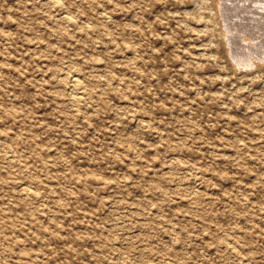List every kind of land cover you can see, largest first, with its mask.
<instances>
[{
    "label": "rangeland",
    "instance_id": "rangeland-1",
    "mask_svg": "<svg viewBox=\"0 0 264 264\" xmlns=\"http://www.w3.org/2000/svg\"><path fill=\"white\" fill-rule=\"evenodd\" d=\"M231 1L0 0V264H264V42L228 16L264 0Z\"/></svg>",
    "mask_w": 264,
    "mask_h": 264
},
{
    "label": "bare ground",
    "instance_id": "bare-ground-1",
    "mask_svg": "<svg viewBox=\"0 0 264 264\" xmlns=\"http://www.w3.org/2000/svg\"><path fill=\"white\" fill-rule=\"evenodd\" d=\"M224 1H227V0H224ZM229 1H231V0H229ZM238 1V0H237ZM240 2H241V0H239ZM245 1V0H244ZM243 1V2H244ZM248 1V0H247ZM251 1V0H250ZM259 1H261V0H259ZM232 2V1H231ZM239 2V3H240ZM242 2V3H243ZM253 2H254V0H253ZM257 2H258V0H257ZM262 2V1H261ZM227 3V2H226ZM238 3V4H239ZM249 3V2H248ZM250 4V3H249ZM253 4V3H252ZM256 4H258V3H256ZM246 5V4H245ZM251 5V4H250ZM260 5V4H259ZM227 6V5H226ZM235 6H237V4L235 5ZM239 6H240V4H239ZM241 6H242V4H241ZM244 6V5H243ZM245 7V6H244ZM248 7H249V5H248ZM254 7V6H253ZM256 7H258V6H256ZM232 8V7H231ZM230 8V9H231ZM237 8V7H236ZM259 8H261V7H259ZM263 8V7H262ZM261 8V9H262ZM232 9H234V6H233V8ZM251 9H252V5H251ZM256 9V8H255ZM226 10V9H225ZM229 10V9H228ZM243 10H244V8H243ZM260 10V9H259ZM259 10H258V12H259ZM236 11V10H235ZM240 11H241V9H240ZM247 11V10H246ZM246 11H241V12H243L242 14H240L239 12H236V13H232L231 12V10H230V12L228 13V16H229V18H230V20H232V22H233V27L232 26H230L231 27V36H232V38L233 39H235V40H237V39H240L241 38V36L242 35H244V34H249V35H251L253 38H254V40H258V41H262V42H264V26H263V24L262 23H260V24H262V25H258L257 26V22L259 23L260 22V18L259 19H256V18H258L259 17V15H258V17H256L255 19H254V17L253 18H248L247 17V15L245 14L246 13ZM249 11V10H248ZM252 11V14L254 13L253 12V10H250V12ZM255 11V10H254ZM261 11H264V10H261ZM223 12V11H222ZM226 12V11H225ZM245 12V13H244ZM249 12V13H250ZM264 13V12H263ZM252 14H250V15H252ZM246 15V16H245ZM249 15V14H248ZM255 15H256V13H255ZM264 16L262 15V18H263ZM226 20V19H225ZM234 20V21H233ZM264 20V19H263ZM261 21V22H264V21ZM71 21V20H70ZM226 22H229V21H226ZM225 22V23H226ZM228 27V26H227ZM230 32V31H229ZM230 36V35H229ZM230 39V38H229ZM239 41V40H238ZM231 42V41H230ZM234 43V42H233ZM232 44V43H231ZM235 44V43H234ZM258 44V43H257ZM239 45V44H238ZM234 46H236V45H234ZM241 46V45H240ZM239 46V47H240ZM242 46H243V44H242ZM262 46V45H261ZM245 47H247V48H249L250 50H252L253 51V49H251L250 47L251 46H245ZM253 48V47H252ZM244 49V47L242 48V50ZM255 49H256V47H255ZM259 49V48H258ZM257 49V50H258ZM261 49V48H260ZM234 50V49H233ZM263 50V49H262ZM246 51H248V49L246 50ZM244 52V51H243ZM255 52V51H254ZM237 53V52H236ZM251 53V52H250ZM253 53V52H252ZM244 54V53H243ZM246 54V53H245ZM254 54V53H253ZM262 54V53H261ZM235 55V54H234ZM237 55V54H236ZM235 55V56H236ZM263 55V54H262ZM244 56V55H243ZM247 56H249L248 54H247ZM261 56V55H260ZM240 57V56H239ZM250 57V56H249ZM251 58V57H250ZM259 59H260V57H258ZM240 59V58H239ZM239 59H238V61H239ZM246 59H249V58H246ZM245 60V59H244ZM263 60V59H262ZM82 83V82H81ZM73 87H74V90L76 91V92H79L80 90H81V88H80V84H79V82L77 81V80H74V82H73ZM73 94V93H72ZM75 96V95H74ZM77 98V97H76ZM77 101H80L79 100V98H77ZM30 194V193H29Z\"/></svg>",
    "mask_w": 264,
    "mask_h": 264
}]
</instances>
